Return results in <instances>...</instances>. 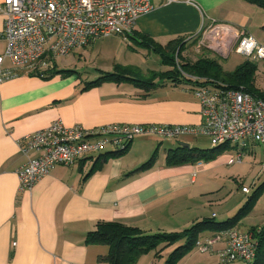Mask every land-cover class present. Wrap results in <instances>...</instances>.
Instances as JSON below:
<instances>
[{
    "label": "crops",
    "instance_id": "0c3cea01",
    "mask_svg": "<svg viewBox=\"0 0 264 264\" xmlns=\"http://www.w3.org/2000/svg\"><path fill=\"white\" fill-rule=\"evenodd\" d=\"M150 3L151 9L139 15L133 32L161 45L182 40L186 46L179 62L217 59L210 50L203 49L202 56H195L187 47L192 46L189 39L212 21L244 28L264 45L258 36L264 33V5L256 0ZM3 29L0 13V55L6 47ZM97 40L78 48V60L85 62L84 51L88 58L95 54L89 47ZM124 41L126 51L113 50L109 56L97 52L95 57L99 58L90 59L88 67L82 64L60 69L55 63V72L50 75L21 71L0 82V264H107L98 260L99 255L107 253V246L85 241L86 234L99 222L118 221L153 233L181 231L208 218L203 212L206 205L199 206L194 195L199 192L195 186L200 161L166 164L170 150L188 147L181 142L186 136H140L121 155L104 158L101 154L110 148L84 155L72 166H55L30 189H19L17 171L25 157L17 141L55 120L65 126L80 124L86 128L110 123H200V105L186 74L171 76L168 72L174 68L162 63L151 48L131 37ZM207 51L212 56L206 55ZM11 66L6 58L0 64V68ZM116 71L131 79L93 83L104 73ZM256 145L251 143L247 152ZM154 152V161L141 169ZM233 212L226 211L224 218ZM210 217L215 218V213ZM260 225L263 223H250L242 217L234 228L249 230ZM211 233L204 232L200 237ZM223 245L216 243L213 252L193 249L176 264H222L216 251ZM173 247L165 248L164 256H155L154 251L143 254L135 264H163Z\"/></svg>",
    "mask_w": 264,
    "mask_h": 264
},
{
    "label": "built area",
    "instance_id": "2783aa9c",
    "mask_svg": "<svg viewBox=\"0 0 264 264\" xmlns=\"http://www.w3.org/2000/svg\"><path fill=\"white\" fill-rule=\"evenodd\" d=\"M150 9V0H2L6 47L0 64L6 58L12 66L0 68V82L21 71L47 75L54 69L57 57L99 38L118 35L127 40L139 15ZM196 36L197 52L209 49L225 58L235 51L251 62L264 61V45L244 28L212 21ZM193 93L201 115L200 123L194 125L110 123L86 128L80 124L65 126L55 120L24 135L17 141L25 157L17 171L19 189H30L57 165L72 166L81 156L108 148L124 149L140 136H205L212 146H231L233 154L227 164L242 162L251 143L264 146V91L253 95L241 89L196 83ZM241 191L248 193L249 188L243 186ZM218 242L224 243L216 251L222 264H246L255 258L257 241L253 232L237 228L201 236L193 249L213 252Z\"/></svg>",
    "mask_w": 264,
    "mask_h": 264
},
{
    "label": "trees",
    "instance_id": "16d2710c",
    "mask_svg": "<svg viewBox=\"0 0 264 264\" xmlns=\"http://www.w3.org/2000/svg\"><path fill=\"white\" fill-rule=\"evenodd\" d=\"M256 1L264 5L263 0ZM129 37L139 44L151 48V50L160 57L162 63L172 66L174 69L168 72H172L170 73L171 76L184 72L187 79L191 82L192 87L198 83L224 89H241L253 95H261L263 93V91L256 87L254 82L257 67L254 62L244 61L232 72L224 71L217 59L208 57L182 63L179 61L181 59V52L186 44L180 39H173L161 45L135 32L129 34L128 38ZM197 38V36H194L189 39L191 45L197 43ZM54 72L55 67L53 70L49 71L47 75ZM192 77H196L197 79L193 80ZM130 79L131 78L125 76L122 72L116 71L104 73L97 80L93 81V83L106 80L121 81ZM221 145L214 146L211 151H214ZM127 147L121 150H111L101 155L104 158L118 156L121 155ZM206 156V150L176 147L168 152L165 160L167 165H177L187 162L196 163ZM155 157L156 152L152 154L148 161L143 163L141 169L148 168ZM242 217L243 214L237 212L220 222L214 221V218H203L199 221H195L189 227L181 231H162L153 233L142 231L136 227L128 226L118 221L99 222L96 224L94 230L86 234L85 241L88 244L107 246V253L98 256V260L106 262L107 264H135L137 259L143 254L154 251L155 256H159L160 250L174 246L166 255L163 264H176L179 259L193 250L195 242L200 234L204 232H223L234 228ZM249 230L253 232L257 241V250L255 258L246 264H264V224L252 226Z\"/></svg>",
    "mask_w": 264,
    "mask_h": 264
},
{
    "label": "rangeland",
    "instance_id": "374dc122",
    "mask_svg": "<svg viewBox=\"0 0 264 264\" xmlns=\"http://www.w3.org/2000/svg\"><path fill=\"white\" fill-rule=\"evenodd\" d=\"M258 36L259 39L264 40V33ZM194 46L188 45L187 47L191 48L190 50L195 56H202L201 50L198 53L194 52ZM90 48L94 49L95 54L100 52L103 56H109L113 50L117 52L126 51L127 44L121 36L110 35L97 40L92 47H89V50H93ZM79 51L80 49L77 48L72 53L57 57L55 63H57L58 68H77L81 67L82 64L88 67L92 64L90 59L97 60L99 58L95 57V54L88 58L86 55L88 52L85 53L84 51L83 55L86 60L82 63L83 59L82 61L78 60ZM206 55L212 56V53L207 51ZM191 58L193 59V57ZM217 59L224 71L232 72L245 58L232 51L227 57L217 56ZM256 65L254 82L260 90H263L264 61H257ZM181 142L188 144L190 149L207 151V156L200 161L201 165L197 169L195 187L199 190L198 194L201 193V195L194 194L197 195L196 202L201 203L199 206L206 205V209H203L205 216L212 218L210 217L211 213H215L214 221L220 222L225 220L226 211L232 210L234 214L237 212L243 214V217L250 223L264 224V165H262L264 163V146L256 145L249 152H244L240 163L227 164L228 159L233 154L229 144H227L228 146L225 145L226 143L220 144L221 146L211 151L214 146L205 136L181 137ZM243 186L249 188L247 194L241 191ZM165 250H160L159 254L162 253L161 255L164 256Z\"/></svg>",
    "mask_w": 264,
    "mask_h": 264
},
{
    "label": "water",
    "instance_id": "95a60500",
    "mask_svg": "<svg viewBox=\"0 0 264 264\" xmlns=\"http://www.w3.org/2000/svg\"><path fill=\"white\" fill-rule=\"evenodd\" d=\"M206 50H209V49H206ZM211 51V50H210ZM184 145H186L187 146V144H184Z\"/></svg>",
    "mask_w": 264,
    "mask_h": 264
}]
</instances>
